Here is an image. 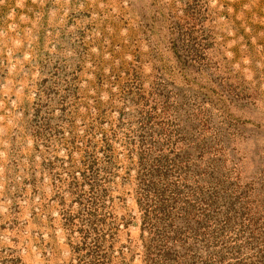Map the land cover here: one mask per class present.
<instances>
[{"label": "rangeland", "instance_id": "obj_1", "mask_svg": "<svg viewBox=\"0 0 264 264\" xmlns=\"http://www.w3.org/2000/svg\"><path fill=\"white\" fill-rule=\"evenodd\" d=\"M0 264H264V0H0Z\"/></svg>", "mask_w": 264, "mask_h": 264}]
</instances>
